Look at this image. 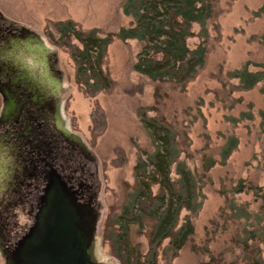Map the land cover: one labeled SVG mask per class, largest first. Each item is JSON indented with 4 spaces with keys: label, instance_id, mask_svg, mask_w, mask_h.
I'll use <instances>...</instances> for the list:
<instances>
[{
    "label": "rangeland",
    "instance_id": "rangeland-1",
    "mask_svg": "<svg viewBox=\"0 0 264 264\" xmlns=\"http://www.w3.org/2000/svg\"><path fill=\"white\" fill-rule=\"evenodd\" d=\"M125 1L0 0V28H26L47 46L50 70L62 85L60 113L66 129L84 148L81 154L68 146L54 131L52 118L29 122L33 132L25 136L0 125V250L12 247L34 226L52 174L69 193L78 192L79 186L84 190L83 196L72 195L76 203L88 201L96 214V262L153 264L149 224L144 218L158 220L153 243L173 226L174 218L161 213L159 217L153 206L138 204L132 209L127 204L133 168L154 150L138 116L148 110V116L164 119L176 135L180 160L194 175L202 176L204 198L191 220L192 242L166 255L161 253L164 244L157 264H199L196 250L204 249L226 264H239L241 255L232 247L235 238L246 230H254L258 239L264 233V94L261 84L240 90L229 75L246 63L254 72V65L263 62L259 38L264 35V15L254 14L264 7V0L217 1L215 17L206 26L205 64L184 86L156 85L134 72L140 44L117 37L120 29L132 23L123 14ZM67 22L72 33L94 39L91 48L88 45L86 52L75 53L73 59L70 48L81 45L62 38L60 30ZM193 30L199 32L197 27ZM11 40H0L1 53H10ZM199 42L194 37L188 45L194 48ZM20 58L27 57L21 54ZM98 66L105 75L103 85ZM1 109L0 98V115ZM34 114L45 115L43 110ZM231 137L237 140L236 149L225 163L205 174L203 159L219 162ZM240 182L247 192L235 195L232 190ZM230 210L240 217L233 218ZM186 216L185 211L180 214L178 226ZM259 248L264 260V245ZM0 264H4L1 255Z\"/></svg>",
    "mask_w": 264,
    "mask_h": 264
},
{
    "label": "trees",
    "instance_id": "trees-1",
    "mask_svg": "<svg viewBox=\"0 0 264 264\" xmlns=\"http://www.w3.org/2000/svg\"><path fill=\"white\" fill-rule=\"evenodd\" d=\"M217 1L126 0L122 8L123 14L130 17L132 23L128 29H120L117 37L122 41L136 40L140 44V51L133 65L134 72L156 85L172 83L184 86L192 81L205 64L206 26L215 17L214 9ZM254 15L256 17L264 15V7ZM71 25L69 22L62 25L60 32L62 38L69 39L70 37L81 45L80 49L74 48L75 51L70 48L69 54L73 59L75 53H84L91 48L94 45V39L87 40L82 35L72 33ZM194 27L199 28L197 34L193 30ZM194 37L202 42L190 48L188 41ZM259 44L263 48L264 55V35L259 38ZM98 47L101 48V45ZM249 66L250 63H246L241 69L232 72L229 77L238 81L239 89L243 91L252 90L261 84V92L264 94V58L261 64L254 65L256 71L251 72ZM97 69V76L103 85L105 75L99 66ZM147 111L141 110L138 116L148 133L154 150L146 156V160L139 158L134 166V183L130 188L132 194L127 204L132 209L138 204L153 206L159 217L160 213L173 216V226L165 234L159 236L155 243L152 241L158 220L144 218V222L149 224L148 237L153 264H157L158 254L164 244L166 246L161 253L166 255L171 251L176 253L192 242L194 227L191 220L201 209L204 198L199 182L202 176L194 175L180 160L181 151L176 135L164 119L148 116ZM236 147L237 140L231 137L221 150L219 162L203 159L204 173H208L216 164L225 163ZM154 187H157L156 193H153ZM250 189L248 188V191H251ZM246 192L242 182L232 190L235 195ZM231 207L235 208V206ZM183 211L187 212L188 216L178 226L179 217ZM230 212L233 218L240 217L233 210ZM245 215L246 218L250 216L246 212ZM260 237L258 239L254 230H246L240 237L235 238L232 247L237 249L241 255V257L237 256L239 264H264L259 248L260 245H264V233ZM196 253L200 258L199 264H226L219 257L211 256L206 249L196 250ZM236 263L238 264V262L227 264Z\"/></svg>",
    "mask_w": 264,
    "mask_h": 264
},
{
    "label": "water",
    "instance_id": "water-1",
    "mask_svg": "<svg viewBox=\"0 0 264 264\" xmlns=\"http://www.w3.org/2000/svg\"><path fill=\"white\" fill-rule=\"evenodd\" d=\"M61 87L58 80L54 91L56 123L66 140L80 142L66 129V122L60 114L57 101ZM0 93L3 97L0 119H13L19 113L17 99L6 89ZM41 200L40 212L28 234L16 247L0 250L4 264H104L94 258L97 218L92 208L77 204L65 184L52 174Z\"/></svg>",
    "mask_w": 264,
    "mask_h": 264
},
{
    "label": "flooded vegetation",
    "instance_id": "flooded-vegetation-1",
    "mask_svg": "<svg viewBox=\"0 0 264 264\" xmlns=\"http://www.w3.org/2000/svg\"><path fill=\"white\" fill-rule=\"evenodd\" d=\"M3 33H6V35H2ZM6 37L12 39L9 47L11 51L6 54L1 53L0 50V92L6 89L10 96L17 99L19 113L13 119H0V125L25 136L27 131H31L29 122H39L44 117H48L49 120L52 118L54 120V123H52L53 129L60 135L62 140L75 149L77 153L84 154V148L81 143L66 140L60 133L56 123L57 108L55 106L54 91L59 79L56 77V73L50 70L51 62L47 46L44 45L38 34L26 28H0V40ZM21 54H24L27 58L21 59ZM3 55L4 57H2ZM25 59H28V61H25ZM0 98L3 105L1 93ZM36 110H43L45 115L37 118L34 114ZM50 115L52 116L50 117ZM28 145L33 149V145L30 142ZM72 186L73 183L69 187L70 190ZM83 192L84 190L79 186L78 192L72 194L83 196ZM77 204L89 206L88 201L87 203ZM21 239L22 237L12 244V247L8 246L6 248L12 249L16 247Z\"/></svg>",
    "mask_w": 264,
    "mask_h": 264
},
{
    "label": "bare ground",
    "instance_id": "bare-ground-1",
    "mask_svg": "<svg viewBox=\"0 0 264 264\" xmlns=\"http://www.w3.org/2000/svg\"><path fill=\"white\" fill-rule=\"evenodd\" d=\"M29 59H31V58L29 57Z\"/></svg>",
    "mask_w": 264,
    "mask_h": 264
}]
</instances>
